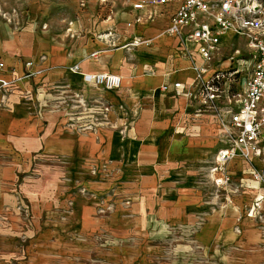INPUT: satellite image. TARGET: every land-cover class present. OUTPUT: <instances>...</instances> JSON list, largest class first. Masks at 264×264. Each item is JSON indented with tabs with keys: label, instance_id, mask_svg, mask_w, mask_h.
<instances>
[{
	"label": "crops",
	"instance_id": "crops-1",
	"mask_svg": "<svg viewBox=\"0 0 264 264\" xmlns=\"http://www.w3.org/2000/svg\"><path fill=\"white\" fill-rule=\"evenodd\" d=\"M176 9L177 4L174 3L146 5L133 12L113 14L94 25V29L100 32L116 27L111 33L116 32L113 40L121 45L131 43L134 46L137 39L149 41L136 45V50L129 48L130 54L122 47L114 49L110 45L111 39L104 37L91 40L79 38L68 46L50 32L38 29L34 23L19 35L0 33V64H3L0 66V79L4 78L11 87L4 95L0 82V102L5 96L17 105L36 91L59 83H67L71 89L84 88L88 91L86 93L91 94L93 87L84 82L83 73L120 75L123 78L121 87L116 94L114 90L106 89L109 93L107 98L116 104L125 99L131 105L147 98L153 104L151 109L144 111L127 142L128 149L141 163V173L136 184L95 187L109 190L106 192L108 197H116L117 201L122 195L129 194L132 199L129 208L117 202L109 216L99 217L95 214V201L92 208L77 199L74 215L82 220L81 227L85 231L93 229V234L101 228L109 232L114 243L110 251L113 264H137L138 259L144 261L142 264H155L161 260L164 251L161 228L193 226L196 214L205 208L206 219L195 232V239L202 248L203 264H264V199L260 202V211L263 212L260 218L251 217L248 210L259 195H264V186H260L252 173L253 167L264 172V154L253 156L251 162L236 157L228 163L232 185L225 191L229 202L214 209L202 204L201 197L193 188L179 186V173L170 176L171 168L179 162L199 160L207 154L210 147L193 136L198 132L208 133L211 128L210 123L195 124L192 138L185 141L178 137L176 126L167 117L169 109L184 112L189 102L194 100L166 92L176 100L171 106L169 101L162 100L160 92V87L168 85L165 83L173 79L174 84L181 82L184 90L189 91L195 80L192 57L184 53L181 37L166 32ZM134 20L137 21L135 25L132 24ZM188 31L184 29L185 34ZM232 34L233 40L237 36ZM191 52L193 58L199 55L198 44ZM179 63L181 68L177 65ZM75 65L81 70L73 73L70 68ZM128 88L132 90L128 92ZM217 144L219 151L224 144L220 140ZM193 147L198 149L193 150ZM33 164V155L27 143L18 148L17 144L1 134L0 129V214L8 212V221L11 222L6 228L0 227V254L7 243H16L17 248L19 228L25 224L17 210L30 207L34 215H44L53 204L49 199L40 204L43 184L33 176ZM239 174L242 177L237 178ZM56 205L62 206L60 199ZM53 227L42 236L41 257L55 248L67 253L68 248L80 246L75 243L68 247L66 244L63 231H60L67 225ZM190 259L174 256L164 264H179L182 261L190 264Z\"/></svg>",
	"mask_w": 264,
	"mask_h": 264
},
{
	"label": "rangeland",
	"instance_id": "rangeland-1",
	"mask_svg": "<svg viewBox=\"0 0 264 264\" xmlns=\"http://www.w3.org/2000/svg\"><path fill=\"white\" fill-rule=\"evenodd\" d=\"M148 1L150 0H0V33L6 36L19 35L34 23L38 29L50 32L54 38L64 41L68 46L79 38L91 40L104 37L111 39L110 45L114 49L122 47L130 54L129 48L136 50V45H121L114 41L116 32H111L116 27L100 32L94 29V25L113 14L133 12L137 10V3ZM208 1L218 3L222 0ZM243 1L254 4L264 17V0ZM137 21L134 20L132 24ZM262 32L264 40V30ZM236 36L232 40L233 34L229 33L222 39L221 48L208 66V69L213 70L209 76L214 72L222 74L216 84L219 88L216 101L209 106L197 93L186 111L173 108L169 109L167 115L176 126L178 137L185 141L192 138L195 124L210 123L208 133L198 132L193 136L210 147L207 154L199 160L179 162L170 170V176L179 173V186L184 189L193 188L201 197L202 204L209 209L229 202L227 191L214 185L210 167L216 159L217 143L224 124L228 121L226 111L237 104L238 95L252 68L253 56L248 40L245 36ZM187 45L191 50L197 47L193 42H187ZM178 51L183 52L182 49ZM197 59L202 57H192V66H196ZM177 65L181 68V63ZM70 70L77 72L73 66ZM209 76H206V80ZM174 80L165 84L172 86ZM163 86L164 84L160 88L162 100L174 105L176 100L163 90ZM92 87L93 91L89 94L84 88L71 89L67 83H59L36 91L33 96L17 105L5 96L0 102L1 134L11 143L17 144L18 148L27 143L34 159L33 176L43 184L40 204H44L47 199L50 203L53 201L44 215H34L30 207L17 210L25 224L19 228L17 248L16 243H7L0 254V264H113L110 251L114 243L109 232L105 228L94 234L93 229L85 231L81 227L82 220L75 218V204L80 199L84 205L93 208L95 201V214L99 217L109 216L117 202L127 208L131 206L129 194L122 195L117 201L116 197H108L109 193L106 192L109 190L95 187L108 185L110 188L122 183H137L142 166L128 149L127 142L144 111L151 109L153 104L147 98L132 105L125 99L116 104L106 97L109 94L106 88L96 85ZM1 89L7 95L11 87L1 86ZM118 90L113 92L116 94ZM131 90L127 89L128 92ZM240 177L241 174L237 178ZM260 186L263 187L264 183L260 182ZM59 199L62 206L56 205ZM204 209L196 214L193 226L161 228V245L164 251L161 260H157L155 264L168 263L174 256L191 258L190 264H203L202 248L195 239V232L206 219ZM6 213L8 212L0 214L2 228L11 223ZM91 214L93 216V210ZM57 224L67 225L60 232L63 231L68 247L76 244L80 246L68 248L67 253L55 248L50 254L41 257L42 236ZM142 263V259L137 260V264ZM179 264H184V261Z\"/></svg>",
	"mask_w": 264,
	"mask_h": 264
},
{
	"label": "built area",
	"instance_id": "built-area-1",
	"mask_svg": "<svg viewBox=\"0 0 264 264\" xmlns=\"http://www.w3.org/2000/svg\"><path fill=\"white\" fill-rule=\"evenodd\" d=\"M177 4L166 32L179 36L183 42V50L187 56L193 57L187 42L198 44V54L204 60L202 65L196 64V77L192 89L184 90L181 82H176L171 88L164 85L163 90L176 95H184L195 99L197 93L205 104L211 106L219 97L216 85L221 79L220 72H214L206 80L208 66L218 51V42L224 31L233 28L235 35L245 36L252 51V68L246 78L244 89L239 93L237 104L228 109V121L220 135L224 144L219 149L216 159L210 167L211 179L219 189L226 190L232 185V178L228 170V163L242 157L251 162L253 156L264 154V17L254 4L243 0H222L211 3L208 0H150L137 3L136 8L142 9L146 5ZM188 29V34L184 29ZM186 35V36H185ZM143 42L137 39L135 43ZM3 64H0L2 66ZM27 65H31L28 63ZM75 70L81 68L75 65ZM83 80L87 84L103 86L107 90L121 87L122 77L112 73H83ZM3 81L2 86H8ZM224 120V119H223ZM253 176L258 182L264 183V172L253 167ZM264 195L258 197L255 204L248 208L251 217L258 219L262 216L260 202Z\"/></svg>",
	"mask_w": 264,
	"mask_h": 264
},
{
	"label": "bare ground",
	"instance_id": "bare-ground-1",
	"mask_svg": "<svg viewBox=\"0 0 264 264\" xmlns=\"http://www.w3.org/2000/svg\"><path fill=\"white\" fill-rule=\"evenodd\" d=\"M138 23L140 24L141 23V21L140 20H138ZM234 33V29L233 28H230V29H228V30H226V31H224V36L226 35V34H228V33ZM223 36V37H224ZM223 37H221V39L219 40V42H218V46H219V48H221V40H222V38ZM142 43H149V41H147V40H144L143 42H139V43H134L135 45H139V44H142ZM195 43V42H194ZM204 63V60L203 59H201V60H198V65H202ZM75 68V67H74ZM193 70H194V73H195V77H196V66H193ZM211 72H213V70H211V69H208L207 70V74H206V76H209L210 74H211ZM123 79V78H122ZM3 81H6L4 78H1L0 79V82H3ZM162 87V86H161ZM160 87V88H161ZM232 160H236V158H234V159H232Z\"/></svg>",
	"mask_w": 264,
	"mask_h": 264
}]
</instances>
